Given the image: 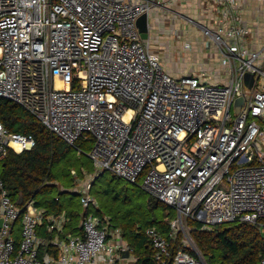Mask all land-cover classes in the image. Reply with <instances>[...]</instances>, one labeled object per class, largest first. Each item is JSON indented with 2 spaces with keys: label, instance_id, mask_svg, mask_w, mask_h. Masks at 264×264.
Instances as JSON below:
<instances>
[{
  "label": "built area",
  "instance_id": "2783aa9c",
  "mask_svg": "<svg viewBox=\"0 0 264 264\" xmlns=\"http://www.w3.org/2000/svg\"><path fill=\"white\" fill-rule=\"evenodd\" d=\"M183 1L0 0V100L20 106L71 146L91 136L89 158L98 171L79 192L85 209L99 208L92 184L110 172L130 184L142 181L146 193L177 212L167 233L145 231L156 264H207L191 220L203 231L264 220V47H247L252 32L238 0H212L216 25L199 28L226 81L171 76L137 21ZM185 49L193 51L192 44ZM247 75L254 77L250 89ZM240 97L244 104L233 115ZM35 145L33 136L0 121V159ZM1 209L0 264L136 262L109 218L85 215L80 233L68 234L65 212L47 215L29 202L22 213L0 179ZM44 226L50 238L39 235ZM179 234L184 250L174 253ZM49 242L57 257L45 251Z\"/></svg>",
  "mask_w": 264,
  "mask_h": 264
},
{
  "label": "trees",
  "instance_id": "16d2710c",
  "mask_svg": "<svg viewBox=\"0 0 264 264\" xmlns=\"http://www.w3.org/2000/svg\"><path fill=\"white\" fill-rule=\"evenodd\" d=\"M0 121L11 132L31 135L36 141L32 150L21 154L10 151L5 158L0 159V179L12 200L17 204L21 203L19 207L22 213L29 202H33L36 208L44 210L47 215L59 216L65 212L70 218L67 233L79 234L80 219L91 212L85 209L82 215L79 209L72 208L70 203L64 201L63 197L67 192H61L55 185L58 175L53 169L64 163L67 165V172L76 169L79 178H83L84 173L94 171L93 165L84 162L79 164L71 156L77 151L80 155L83 151L90 152L94 146L93 140L81 139L71 146L9 100H0ZM102 176L104 175L96 176L91 189L101 211L114 220V227L122 230L136 258L134 264H156L155 250L145 236V231L156 227L160 232L167 233L171 223L167 217H172L173 209L153 197L142 203L136 202V198L130 195L127 186L129 182L115 175L101 180ZM115 201L122 203L123 210L112 213L111 203ZM160 206L162 211L158 212ZM101 211L97 214H103ZM189 227L195 245L207 264H261L264 260V220L257 224H221L211 231H203L201 223L191 220ZM181 241L182 235L179 234L172 247L174 253L184 250ZM45 251L54 257L58 256V250L50 243Z\"/></svg>",
  "mask_w": 264,
  "mask_h": 264
},
{
  "label": "crops",
  "instance_id": "0c3cea01",
  "mask_svg": "<svg viewBox=\"0 0 264 264\" xmlns=\"http://www.w3.org/2000/svg\"><path fill=\"white\" fill-rule=\"evenodd\" d=\"M165 1L166 0H155V2L160 3H165ZM238 7L242 13L244 23L251 29L252 32L247 40V47L251 50L262 49L264 47V0H238ZM216 19H218V10L213 5L212 0H185L183 2H177L171 6L166 4L164 7L156 8L152 13L149 14V16H147V27L149 34V38L147 40L150 42L154 52H156L161 57V53L158 52L156 48L160 45L169 47V41H171L173 38H175L176 42L184 39L183 30L186 27H189L187 24L196 27L202 25L213 26L216 25ZM184 21H186L187 24H185ZM137 28L139 29L138 26ZM187 33H189V31H187ZM203 39L205 40L204 37ZM185 43L192 44V52L198 51L196 45H193L191 41L185 40ZM203 44L205 43H198L199 50H204L203 47L205 45ZM167 49L168 53L171 52L169 48ZM214 51L216 54L210 56L209 60L204 62V65L209 71L210 78L212 77V79H216L218 82L226 81V73L223 70L224 68L221 64L220 57L216 49ZM185 52L189 53L190 51ZM168 61L167 66L165 64L166 67H163L167 73L175 78H180L186 75L184 74V69H180L176 64V67H174ZM198 76L205 77L207 80H209V76H207V72L205 73L204 70ZM43 234H47V236H44ZM39 235L44 238L50 237L46 231V226L39 229ZM15 238L19 243L20 222H18L15 227ZM123 264L134 263H129L127 261Z\"/></svg>",
  "mask_w": 264,
  "mask_h": 264
},
{
  "label": "rangeland",
  "instance_id": "374dc122",
  "mask_svg": "<svg viewBox=\"0 0 264 264\" xmlns=\"http://www.w3.org/2000/svg\"><path fill=\"white\" fill-rule=\"evenodd\" d=\"M184 22L185 24H187L186 21ZM187 25H189V27H186L183 30L184 39L180 40L179 42H176L175 38H173L171 41H169V44H170L169 47L167 46L164 47L160 45L156 48L157 51L161 53V57H160L161 66L162 68L163 67L165 68L167 66V61L169 60L168 62L172 64L174 67L178 65L180 69H184L185 70L184 74H186L185 76L192 75V74L194 75L196 74L198 76L203 70L205 71V73L207 72V76H209V71L206 69L204 62H206V60H209L210 56H212L213 54H216V52L214 51L215 49L212 46H207V47H203L204 50L203 49L199 50L198 43L199 42L204 43V39L202 37V31L198 26L196 27L190 24H187ZM187 31H189V33H187ZM185 40L191 41L193 45L195 44L198 51L196 52L191 51L189 53L185 52V51H188L185 49V45H186ZM167 48H169L171 52L168 53ZM207 82L211 84H214V83L223 84L222 82H218L216 79H212V77L210 78V76ZM75 89H78V88H75ZM232 114L233 115L235 114L234 108L232 110ZM88 137L90 138L91 136L88 135ZM262 147L264 149V143ZM78 153L79 151H77V153H73L71 156H74L79 161V164L84 162L85 164H91L94 167L93 162L89 158L90 152L83 151V153L81 152V155ZM75 170L76 169H72L69 172H67V165L64 163H61L55 166V169H53V172L58 175V178H57L58 181L55 182V185H57L58 189L61 192H65V191L67 192V194H65L66 196L63 197L64 201L67 203H70L72 208L79 209L81 211V214L83 215L85 208L81 204V200H80L81 196L79 195V192L83 188V185L86 183L88 176L94 175L95 173H97L98 170H96V168L94 167V171H92L89 174L84 173L83 178H79L77 176V171ZM101 175H104L102 176L101 180L109 179L112 176H114L110 172H103ZM123 183H126V182H123ZM141 183L142 181L138 183V186L130 184V183L127 184L129 191H130V195L136 198V202H139V203L145 202V200L147 199L150 200V198H152L151 195L146 193L141 188ZM99 208L98 209L101 211V206H99ZM98 209L90 208V212H91L90 214L96 217L109 218L111 222L114 223V220L112 221L111 217L107 215L105 212L101 211V213L103 214H97L99 211ZM119 210H123L122 203L120 201H115L111 203L112 213L119 211ZM157 211L161 212L162 206H160L157 209ZM171 216L172 217H167L170 219L169 220L170 222H173L178 217V214L174 209L171 210Z\"/></svg>",
  "mask_w": 264,
  "mask_h": 264
},
{
  "label": "water",
  "instance_id": "95a60500",
  "mask_svg": "<svg viewBox=\"0 0 264 264\" xmlns=\"http://www.w3.org/2000/svg\"><path fill=\"white\" fill-rule=\"evenodd\" d=\"M137 26L140 29L141 32V38L143 40H147L149 38V34H148V25H147V15H143L137 22ZM254 81V77L252 75H247L245 77V85L247 86L248 89H250L252 87ZM244 104V99L243 97L238 98L235 103H234V110H235V114H238L242 108ZM18 205H21V203H19ZM1 214L3 213L2 209L0 210ZM4 224V219L0 218V228H2ZM126 257L129 256L128 253H126L125 255Z\"/></svg>",
  "mask_w": 264,
  "mask_h": 264
}]
</instances>
